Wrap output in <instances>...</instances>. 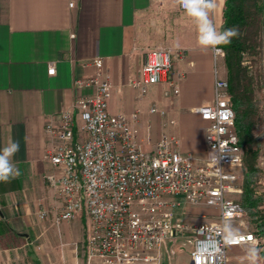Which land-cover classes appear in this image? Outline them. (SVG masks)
<instances>
[{"label": "built area", "instance_id": "2783aa9c", "mask_svg": "<svg viewBox=\"0 0 264 264\" xmlns=\"http://www.w3.org/2000/svg\"><path fill=\"white\" fill-rule=\"evenodd\" d=\"M212 52L214 63L223 56L222 50ZM184 58L181 49L147 51L127 86L139 99L153 86H164L163 96L175 97L182 74L174 72L173 62ZM84 66L94 68V73L76 79L74 87L86 94L44 126V160L51 171L43 179L61 202L53 218L55 227L78 216L86 218L87 263L160 264L162 248L178 240L190 246L189 264H228L229 248L255 244L264 250L256 222L251 230L239 232V239L225 244L227 227L245 229L251 217L227 196L241 192L235 186V171L242 167L243 150L228 83L218 77L215 66L212 103L193 109L207 123L200 156L182 153L178 139L166 133L150 145L135 128L139 112L109 111L115 87L103 60L95 57ZM173 72L175 78L170 76ZM48 74H54L53 67ZM149 112L165 114L154 107ZM254 193L263 199L257 210L264 218V174ZM186 207L213 208L215 220L190 225L184 220ZM37 216L43 220L46 211ZM258 264H264V257H258Z\"/></svg>", "mask_w": 264, "mask_h": 264}, {"label": "crops", "instance_id": "0c3cea01", "mask_svg": "<svg viewBox=\"0 0 264 264\" xmlns=\"http://www.w3.org/2000/svg\"><path fill=\"white\" fill-rule=\"evenodd\" d=\"M224 2L216 0L212 16L218 30ZM163 44L185 52L184 59L173 62L182 79L166 121L146 109L167 103L159 86L150 87L143 99L127 86L145 53ZM95 57L103 60L115 87L108 102L112 114L139 112L135 128L150 145L167 129L182 153L200 156L204 150L207 123L193 109L213 101L214 57L212 49L198 47L194 21L176 0H0V149L20 141L13 159L21 172L0 182V218L14 232L42 225L41 234H59L53 218L61 202L43 179L51 171L44 160V126L86 94L74 81L93 75L94 68L84 64ZM42 210L46 216L39 220Z\"/></svg>", "mask_w": 264, "mask_h": 264}, {"label": "rangeland", "instance_id": "374dc122", "mask_svg": "<svg viewBox=\"0 0 264 264\" xmlns=\"http://www.w3.org/2000/svg\"><path fill=\"white\" fill-rule=\"evenodd\" d=\"M260 8H262V10H260ZM246 12L247 25L243 28L241 34L245 42L241 56V92L246 90L247 96L251 99L253 107L251 112V121L253 123L252 136L254 139L253 145H255L254 147H256L258 151L256 159L252 163L257 170L253 183V187L255 188L258 180L264 174V0H249L246 4ZM187 18L191 20L188 16ZM159 47L172 48L169 44H163ZM214 64L218 77L227 81L224 52L223 56H218ZM224 69L225 72L220 74ZM170 76L175 78V73L173 72ZM159 87V92L164 98L163 102L167 103H164L163 106L148 104L146 109L154 107L157 110L164 111V115H157L166 121L172 116V113H168L170 112L169 108H171V99L163 96V92L166 90L165 87ZM149 91L150 90H148L146 97H148ZM163 130L167 134V129ZM159 135L160 133L154 138V143ZM242 150L243 164L240 169L235 171L237 176L235 186L239 188L241 192L227 195L228 198L238 203H241L242 185L244 176L247 172L245 161H250V147L242 146ZM183 213L184 220L190 225L198 224L203 221H213L216 215V211L213 208L202 207H186ZM201 216H205V219ZM255 221V218L246 220V228L237 230L240 233L251 230ZM40 224L43 223L41 222ZM87 226L88 223L86 218L78 216V219L70 221L69 223H62L56 228L61 236L56 234L54 238H50L46 234H41L44 231L42 225L24 227L14 232L10 230L11 226L4 223L2 218H0V264H70L76 260H78V264H88L85 255ZM75 236H78V238ZM184 244L185 246H183ZM247 248L248 247L229 248L228 264H247L245 259ZM170 251H174L175 254L173 256L168 255ZM189 251L190 246L185 243V240H178L172 245L167 243L162 248L160 264H189ZM259 256L264 257V250L259 251Z\"/></svg>", "mask_w": 264, "mask_h": 264}, {"label": "trees", "instance_id": "16d2710c", "mask_svg": "<svg viewBox=\"0 0 264 264\" xmlns=\"http://www.w3.org/2000/svg\"><path fill=\"white\" fill-rule=\"evenodd\" d=\"M249 0H225L223 10V24L220 30L229 27H237L240 31L238 38H233L232 43L227 46H220L224 52V62L227 71V81L231 102L233 104L235 119L234 127L239 137L241 146L250 147V161H245L247 172L244 176L242 185V195L240 197L241 205L244 207L251 218H256L255 222L259 228L261 236L264 238V218L257 207L263 202L261 197H257L254 193V178L257 173L256 168L252 164L257 156V149L253 145L252 136L251 99L247 96L246 90L241 85V56L244 50L245 42L242 39V30L247 25L246 4ZM262 10V8H260Z\"/></svg>", "mask_w": 264, "mask_h": 264}, {"label": "clouds", "instance_id": "9594fccd", "mask_svg": "<svg viewBox=\"0 0 264 264\" xmlns=\"http://www.w3.org/2000/svg\"><path fill=\"white\" fill-rule=\"evenodd\" d=\"M185 14L194 21L197 31V45L201 49H213L221 51L220 46L232 43L233 38L240 36L237 27L218 30L212 18L216 8V0H176ZM20 151V141L12 140L8 145L0 149V182L8 183L21 175L15 155ZM240 233L237 229L228 226L225 231V244H231L239 239ZM259 251L255 244L248 247L245 253L247 264H258Z\"/></svg>", "mask_w": 264, "mask_h": 264}]
</instances>
